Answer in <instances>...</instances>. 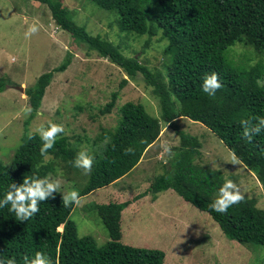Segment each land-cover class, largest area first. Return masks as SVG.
I'll list each match as a JSON object with an SVG mask.
<instances>
[{
    "label": "trees",
    "instance_id": "obj_1",
    "mask_svg": "<svg viewBox=\"0 0 264 264\" xmlns=\"http://www.w3.org/2000/svg\"><path fill=\"white\" fill-rule=\"evenodd\" d=\"M33 1L48 7L52 21L70 35L74 44L96 52L129 79L142 76L160 107V119L150 116L139 103L126 102L120 107L116 126L104 129L92 140L96 147L92 153L94 163L79 198L131 172L145 149L158 139L161 122L176 129L178 118H187L209 129L253 172L264 193V131L248 141L242 137L241 125V120L255 122V118L264 116V84L260 83L264 63L258 60L254 65L239 66L229 59V49L235 44L244 45L258 55L264 53V0H88L98 9L115 15L119 32L135 38L146 36L142 50L150 48L153 37L166 40L165 73L151 71L137 57L124 54L118 44L91 36L74 22L62 0ZM67 65L68 59L54 71L42 74L35 85L25 90L31 117L40 107L54 72L64 71ZM213 72L218 74L222 87L209 96L200 86L203 78ZM127 81L122 79L119 87L123 88ZM5 87L1 79L0 92ZM117 97L118 92L111 95L102 115L112 111ZM176 133L180 146L170 158L168 169L135 200L149 193L172 190L184 202L207 213L226 240L264 250V209L257 207L255 199L244 195L226 213L211 210L209 205L226 179L209 165L197 162L200 144L195 137L177 129ZM87 139L77 137V142L70 144V138L60 134L47 151L46 157L50 159H46L40 153L39 134L24 135L8 164L0 160V197L10 183L19 186L24 177L48 176L60 161L63 169L73 165L77 146ZM129 148L133 151L127 152ZM75 204L65 206L62 195L54 193L40 202L38 213L22 222L8 211L9 205L0 208V259L15 258L17 264H24L25 255L32 257L39 251L50 257L53 264H165L166 254L162 250L121 242V214L129 201L91 205L109 238L101 245L92 237L77 235L76 224L70 220ZM59 227L62 231H58Z\"/></svg>",
    "mask_w": 264,
    "mask_h": 264
},
{
    "label": "rangeland",
    "instance_id": "obj_2",
    "mask_svg": "<svg viewBox=\"0 0 264 264\" xmlns=\"http://www.w3.org/2000/svg\"><path fill=\"white\" fill-rule=\"evenodd\" d=\"M62 2L74 22L91 36L118 44L124 54L137 57L151 71L165 73L166 40L153 37L150 48L142 50L146 36L135 38L119 32L114 14L98 9L88 0ZM32 26L37 28L35 33L30 32ZM230 58L239 66L254 65L258 60L264 63V53L258 55L241 44L229 49ZM67 59V67L62 72H54L40 107L31 117L32 108L25 90L35 85L42 74L54 71ZM1 79L6 87L0 92V160L7 164L24 135L38 133L37 128L49 122L63 125L64 132L60 134L69 137L70 144H75L77 137L88 138L77 149L78 152L87 150L92 155L96 148L92 140L104 129L116 126L124 103L142 104L150 116L160 119L158 100L142 76L129 79L96 52L74 44L70 35L52 21L48 7L33 0H0ZM122 79L128 81L120 88ZM260 83L264 84V76ZM16 87H22L23 91ZM114 92H118L115 107L109 114L102 115L101 110ZM29 108L31 112L27 111ZM175 125L178 131L195 137L200 144L197 162L209 165L222 178L234 181L244 195L255 199L257 207L264 209L263 188L253 172L239 160L233 163L231 152L209 129L187 118H178ZM176 129L161 122L158 139L145 149L131 172L79 198L70 214L77 235L92 237L98 245L106 243L107 231L91 205L111 200L129 201V208L121 214V242L162 250L166 254L165 264H264V250L260 246H241L226 240L207 213L184 202L172 190L149 193L135 200L168 169L172 156L162 157L161 153L164 145L170 147L172 153L180 146ZM104 142L97 144L101 146ZM62 162L55 165L58 168L48 176L61 182L62 192L76 190L79 194L89 172L73 165L63 169ZM62 192L59 193L62 195ZM58 231H62V227Z\"/></svg>",
    "mask_w": 264,
    "mask_h": 264
},
{
    "label": "clouds",
    "instance_id": "obj_3",
    "mask_svg": "<svg viewBox=\"0 0 264 264\" xmlns=\"http://www.w3.org/2000/svg\"><path fill=\"white\" fill-rule=\"evenodd\" d=\"M37 28L32 26L30 32L35 33ZM201 90L209 96H214L216 91L222 87L221 81L218 79V74L213 72L211 75H206L201 84ZM31 112V109H27ZM242 137L248 141L252 140L253 135H257L264 131V116L255 118V122L250 119L241 120ZM39 138L42 141L40 153L42 156H47L48 149L53 147L58 134L64 132L63 125L49 122L47 126L40 125L37 128ZM127 152L133 151L131 148ZM167 154L168 157L173 155L172 149L167 145L163 146L161 156ZM233 163H239L235 153H230ZM94 156L89 154L87 150H82L77 153L76 158L72 161L73 167L83 169L88 173L92 169ZM167 163V159H165ZM62 192L61 182L57 179H52L50 176L42 178L24 177L23 182L17 186L16 183H10L5 194L0 197V208L9 205L8 211L14 213L19 221H27L39 212L40 202L53 196L54 193ZM62 198L65 206L69 203H78L79 194L76 190L62 192ZM244 199V193L239 185L234 181L225 180L217 189L215 199L209 205L210 209L217 213H226L228 209L241 202ZM24 264H53L50 257L43 252H36L34 256L23 257ZM0 264H17L15 258H8L7 261L0 259Z\"/></svg>",
    "mask_w": 264,
    "mask_h": 264
},
{
    "label": "water",
    "instance_id": "obj_4",
    "mask_svg": "<svg viewBox=\"0 0 264 264\" xmlns=\"http://www.w3.org/2000/svg\"><path fill=\"white\" fill-rule=\"evenodd\" d=\"M16 89H19L20 91H23L22 87H16Z\"/></svg>",
    "mask_w": 264,
    "mask_h": 264
}]
</instances>
